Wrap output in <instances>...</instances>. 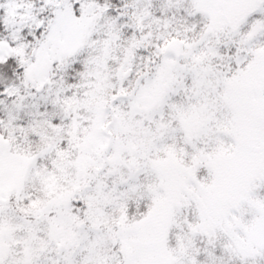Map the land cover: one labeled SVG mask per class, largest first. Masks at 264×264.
Masks as SVG:
<instances>
[{
  "label": "snow or ice",
  "instance_id": "6c2138e0",
  "mask_svg": "<svg viewBox=\"0 0 264 264\" xmlns=\"http://www.w3.org/2000/svg\"><path fill=\"white\" fill-rule=\"evenodd\" d=\"M0 264H264V0H0Z\"/></svg>",
  "mask_w": 264,
  "mask_h": 264
}]
</instances>
